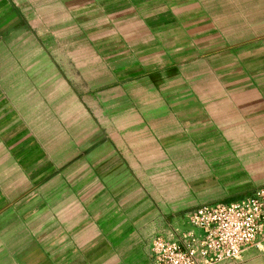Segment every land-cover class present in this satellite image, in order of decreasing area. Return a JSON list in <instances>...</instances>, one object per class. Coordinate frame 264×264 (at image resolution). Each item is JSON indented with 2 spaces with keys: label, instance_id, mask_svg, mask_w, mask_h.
I'll use <instances>...</instances> for the list:
<instances>
[{
  "label": "crops",
  "instance_id": "1",
  "mask_svg": "<svg viewBox=\"0 0 264 264\" xmlns=\"http://www.w3.org/2000/svg\"><path fill=\"white\" fill-rule=\"evenodd\" d=\"M261 186L264 0H0V264H154Z\"/></svg>",
  "mask_w": 264,
  "mask_h": 264
},
{
  "label": "built area",
  "instance_id": "2",
  "mask_svg": "<svg viewBox=\"0 0 264 264\" xmlns=\"http://www.w3.org/2000/svg\"><path fill=\"white\" fill-rule=\"evenodd\" d=\"M194 230L191 241L156 237L149 248L154 264H219L239 260L264 243V186L233 201L203 205L188 215Z\"/></svg>",
  "mask_w": 264,
  "mask_h": 264
}]
</instances>
